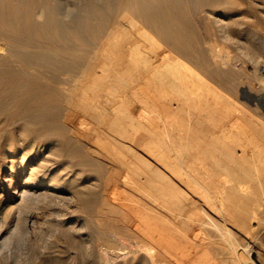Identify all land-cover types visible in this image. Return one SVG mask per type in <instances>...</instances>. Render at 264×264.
Wrapping results in <instances>:
<instances>
[{"label":"bare ground","instance_id":"bare-ground-1","mask_svg":"<svg viewBox=\"0 0 264 264\" xmlns=\"http://www.w3.org/2000/svg\"><path fill=\"white\" fill-rule=\"evenodd\" d=\"M256 3L0 0V186L45 185L46 196L100 214L91 231L43 221L24 261L0 264H248L255 229L264 245ZM229 48L255 64L260 89ZM117 90L121 99L108 95ZM108 96L120 104L110 109ZM19 151L21 165L10 160ZM134 194L143 213L130 223ZM60 233L75 257L55 248L59 238L47 244ZM126 237L136 243L111 260Z\"/></svg>","mask_w":264,"mask_h":264},{"label":"rangeland","instance_id":"rangeland-1","mask_svg":"<svg viewBox=\"0 0 264 264\" xmlns=\"http://www.w3.org/2000/svg\"><path fill=\"white\" fill-rule=\"evenodd\" d=\"M254 2L255 3L257 2L256 4H259L262 2L264 3V0H262V1L261 0H254ZM258 25L252 26V29L257 35L264 38V25H259V26ZM229 49L231 50V52ZM229 49H228V51L231 54V60L230 61L233 64H235L236 67L239 68L240 70L243 69L241 71L242 72L241 74L243 75V77L246 78V80L250 83V85L255 90L260 89L261 88V80H260L261 75L257 76V74L259 75L260 73H259L257 67L255 66V64L252 63L247 58H244L239 52H237V51L234 52L231 48H229ZM108 66H109V63H108ZM110 67H108V72H109L108 77H107L108 83L112 82V80H113L112 77L114 74V71L112 72L113 74L111 73L110 69H112V68H110ZM109 75H111V76H109ZM109 77H111L112 79L109 80L110 79ZM258 84H260V85L258 86ZM117 91L118 92L115 91V93H112V94H110L111 93L110 92V93H108V95L115 96L116 94H118L115 97H119V99H121V97L119 96L120 91L119 90H117ZM112 96H108L112 100V101L110 99L108 100V102H110L109 108L110 107L113 108V107L118 106L120 104V100L115 98V97H112ZM113 103H115V105H113ZM111 104L113 106H111ZM252 113L254 115L260 114L259 110H257V111L253 110ZM110 115H112V114H110ZM19 152L20 153H16V155H10V160L16 161V163L18 165H21L20 159H21V156L23 154V151H19ZM41 152H45V155H47L49 153L48 151H45L44 148H42ZM8 166L9 167L7 169L9 172H11L10 164ZM82 182H84L85 184L89 183V181H83V180H82ZM24 190L26 191L25 193L23 192ZM48 190H52V189L46 188L45 185H42L39 187H33V188L27 187V185L24 184L23 182L17 188H12V189H10V188L5 189V188L0 186V230H1L0 235H2V238L0 239V241L2 240V243H1L2 245L0 246V250H1L0 251V257H4L5 259H8V261H15L14 258L16 260H19L18 258H20L21 261H24L25 260L24 256L26 258V255L29 253V250H30L29 247H31V245H33L35 243V239L40 235L41 225H43L45 221H48L50 219L57 218V219L64 221L63 223L67 226H69L70 224L71 225L75 224L76 226H78V228L85 227V230H89V231L96 228L95 224H96L97 220L94 221V218L96 219L97 215H100V214L97 213L95 209H93L92 207L83 208L82 206H79L76 203H74V204L70 203L69 204L66 201H64L62 199V197L59 198L58 196H52V197L46 196V193L48 192ZM67 195L69 196V194H67ZM135 195L138 197H135ZM132 196H134L135 199ZM56 197H57V199H56ZM130 199H129V196L128 197L125 196L126 211H128V213H125V214L128 217V220L131 219L130 223L131 222H138V221L140 222L142 220L141 216H140L141 215L140 210L142 211V209L140 207H142L141 204L143 203L144 199L141 197V195H137V194L131 195ZM132 199H134L133 200L134 202L132 201ZM136 199L137 200L142 199V201H140L141 206L139 204H136V205H139L138 207L140 210L137 208V206L136 207L134 206V203H139V201H136ZM60 201H62V202H60ZM56 202H58V203H56ZM131 202L133 203L132 207L134 209H132L130 207L132 204ZM49 207L51 208V210ZM129 207L131 208V210L129 209ZM129 211L131 213H129ZM142 213H143V211H142ZM111 214H114V213H110V216H111ZM116 215H123V214L122 213H116ZM94 216H96V217H94ZM262 218L264 219V217H262ZM20 220H21V222H20ZM24 222L26 225L25 224L20 225V223L22 224ZM262 223H264V220H261V225H262ZM23 226H25V227H23ZM261 232H262V230L259 228V229H255L254 234H252L253 238H254V239L251 238L252 242L250 244L252 246L251 252H250L251 253L250 258L252 260L250 259L248 261V264H264V245L261 243L262 239H263V235H261L262 234ZM37 233H38V235H37ZM60 234H61V236H59ZM60 234L58 235V237L56 235L52 234L50 236V238L48 240L49 242H47V244L49 245L51 243L50 240L53 242L55 239L57 240L59 238L57 241V246L55 248L60 249V247H61V249L63 250L62 254L64 253L63 256L65 258H69L71 255L75 257V255L77 253V251L75 252L76 248L73 247V245L71 244L72 242H69V239L65 233H60ZM60 238H61V240H63L62 241L63 244L61 242L62 245L59 243V241H61ZM126 238L128 240L126 239V241H125V239L123 238V242L118 243L119 245L118 244L113 245L116 249L114 247L110 248L111 251L113 250L111 252V254L108 255L109 258H112L111 260H113V256H114L113 254L120 255L119 254L120 252L118 249H120L121 247H124V248L126 247L125 249H127V248H130V246H132V244L136 243L134 241V239H132V240L135 243L132 240L130 241L131 238H128V237H126ZM4 239L7 241L4 242L5 241ZM257 240H258V242H257ZM124 244H125V246H124ZM117 246H119V247H117ZM123 249L121 248V250H123ZM243 255L245 256L244 258H246V259L248 258L247 253H245ZM22 258L24 260H22ZM244 258L242 256V260ZM10 259H12V260H10ZM129 259H130L129 257H116L115 261L114 260L113 261L116 262V264L117 263L118 264H122V263L123 264H130ZM136 259H137V257H136ZM181 262L183 263V261L179 260L178 257L177 258L171 257V259L169 261L170 264L171 263L172 264H182ZM132 264H137V263H132ZM231 264H233V263H231Z\"/></svg>","mask_w":264,"mask_h":264}]
</instances>
